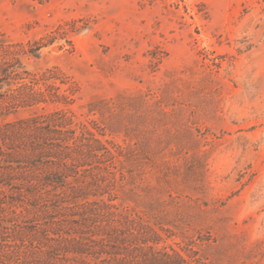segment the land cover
<instances>
[{"label":"rangeland","instance_id":"374dc122","mask_svg":"<svg viewBox=\"0 0 264 264\" xmlns=\"http://www.w3.org/2000/svg\"><path fill=\"white\" fill-rule=\"evenodd\" d=\"M5 70L0 166L67 138L84 165L37 200L0 170L2 239L264 264V0H0Z\"/></svg>","mask_w":264,"mask_h":264},{"label":"trees","instance_id":"16d2710c","mask_svg":"<svg viewBox=\"0 0 264 264\" xmlns=\"http://www.w3.org/2000/svg\"><path fill=\"white\" fill-rule=\"evenodd\" d=\"M16 66L17 65L13 64L9 67L15 68ZM6 74V70L1 71L0 77L5 76ZM6 84H8L6 81H0V88ZM33 144L38 145L39 143L33 142ZM72 145L73 144H71L69 138L59 140L57 145H48L45 143V146L40 147L39 151L36 150L38 152L36 153L35 158L40 159H32L34 157L30 156L22 157L20 160H16L17 162H15L19 164L16 166L17 170L7 165L5 167L0 166V170L4 171V173H1V171L0 173L8 177L7 181L13 179L10 178L9 175L15 173L20 174L21 177H19V180H21L24 186L19 187L20 191H18V194H27L28 196H31L32 200L40 199L41 195L49 190L52 191V189L54 190L53 192H57L54 196L61 198L63 195L59 189H64L66 187L65 179L69 176L79 175L81 169L80 167L84 165L77 164V160L66 153L71 152ZM39 164H43L52 169H49L43 175H38L34 169ZM81 192H83L82 188L70 190V195L62 202V204L59 205L60 207L58 208H61L62 206H74L79 202L77 199L86 202L85 198L87 195H85L86 193ZM30 205L34 206V203H30ZM21 228H24L22 232H36L34 225L33 227L22 226ZM64 234H67L68 242L66 244L67 246L65 245L66 247L63 245L61 247L63 253H70V256H72L71 254L80 253L84 256L82 261L71 259V264H182V261H173L165 254H158L157 251H152L149 256L145 253L137 254V252L134 251H124L119 249L117 245L111 244V240H103L104 242L98 245L99 250L95 251V253H91L88 249L83 250L80 248L81 246L84 247L87 244L81 242L83 237H81L78 232H65ZM95 234H97L101 240L112 236L103 229L99 231V233ZM60 236H62V234H60ZM34 241L36 240L33 237L30 238L29 241L16 236H10L4 239L0 237V264H70L66 263L70 260L58 257L54 253H49L44 256V259L37 261L33 254H31L32 251L35 250V246L33 245ZM113 243L121 244L122 246L124 244L123 242L119 243L117 241H113ZM58 245L59 244L56 243L54 246L56 247ZM160 255L162 257H160Z\"/></svg>","mask_w":264,"mask_h":264}]
</instances>
